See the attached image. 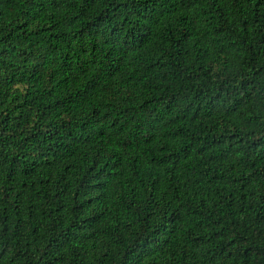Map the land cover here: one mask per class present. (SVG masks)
Wrapping results in <instances>:
<instances>
[{
	"label": "trees",
	"instance_id": "trees-1",
	"mask_svg": "<svg viewBox=\"0 0 264 264\" xmlns=\"http://www.w3.org/2000/svg\"><path fill=\"white\" fill-rule=\"evenodd\" d=\"M0 264H264V0H0Z\"/></svg>",
	"mask_w": 264,
	"mask_h": 264
}]
</instances>
